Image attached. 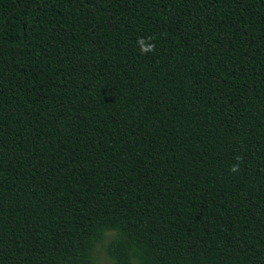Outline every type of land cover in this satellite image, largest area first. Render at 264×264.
I'll list each match as a JSON object with an SVG mask.
<instances>
[{
  "label": "trees",
  "instance_id": "obj_1",
  "mask_svg": "<svg viewBox=\"0 0 264 264\" xmlns=\"http://www.w3.org/2000/svg\"><path fill=\"white\" fill-rule=\"evenodd\" d=\"M100 244L264 264V0H0V264Z\"/></svg>",
  "mask_w": 264,
  "mask_h": 264
},
{
  "label": "clouds",
  "instance_id": "obj_2",
  "mask_svg": "<svg viewBox=\"0 0 264 264\" xmlns=\"http://www.w3.org/2000/svg\"><path fill=\"white\" fill-rule=\"evenodd\" d=\"M145 39H146V38H144V37H140V38H138L137 43H138V45L140 46V51H141L142 53H145V54H146V53H148V52L154 51V49H155V45H154V44H151V45H145ZM238 168H239V165H238V164H235V165L232 166L231 170H232V171H237Z\"/></svg>",
  "mask_w": 264,
  "mask_h": 264
},
{
  "label": "rangeland",
  "instance_id": "obj_3",
  "mask_svg": "<svg viewBox=\"0 0 264 264\" xmlns=\"http://www.w3.org/2000/svg\"><path fill=\"white\" fill-rule=\"evenodd\" d=\"M98 261L97 264H113L107 257L104 247L100 244L97 251Z\"/></svg>",
  "mask_w": 264,
  "mask_h": 264
}]
</instances>
